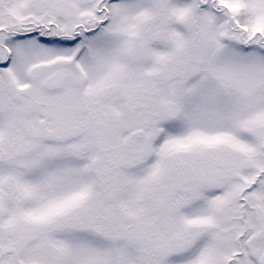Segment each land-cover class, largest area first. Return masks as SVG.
<instances>
[{
    "label": "snow or ice",
    "instance_id": "1",
    "mask_svg": "<svg viewBox=\"0 0 264 264\" xmlns=\"http://www.w3.org/2000/svg\"><path fill=\"white\" fill-rule=\"evenodd\" d=\"M0 264H264V0H0Z\"/></svg>",
    "mask_w": 264,
    "mask_h": 264
}]
</instances>
